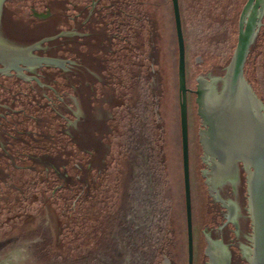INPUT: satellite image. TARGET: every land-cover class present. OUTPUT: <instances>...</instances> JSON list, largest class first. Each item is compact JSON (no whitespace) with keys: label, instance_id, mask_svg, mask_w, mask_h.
<instances>
[{"label":"water","instance_id":"water-1","mask_svg":"<svg viewBox=\"0 0 264 264\" xmlns=\"http://www.w3.org/2000/svg\"><path fill=\"white\" fill-rule=\"evenodd\" d=\"M51 1L0 0V13L6 2L11 17L21 19ZM65 1H79L57 0L73 15L75 6ZM97 1L103 8L95 27L116 37L98 43L105 56L90 49L86 59L70 56L85 76L72 91L58 79L60 94L72 97L66 120L46 99L34 110L15 85L5 94L16 110L25 103L27 115L41 119V129L31 117L24 129L43 136L41 150L21 149L34 159L13 155L0 175V264H144L185 222L193 264L192 223L210 233L220 222L213 220L202 161L204 155L209 168L216 146L223 164L245 165L248 263L264 264V0ZM20 58L8 69L27 70ZM220 69L222 76L215 74ZM217 83L221 93L213 98ZM80 87L95 95L96 127L81 121L87 99ZM85 139L100 152L80 153L85 145L94 151Z\"/></svg>","mask_w":264,"mask_h":264},{"label":"flooded vegetation","instance_id":"flooded-vegetation-1","mask_svg":"<svg viewBox=\"0 0 264 264\" xmlns=\"http://www.w3.org/2000/svg\"><path fill=\"white\" fill-rule=\"evenodd\" d=\"M78 1L75 4L65 1V4L75 6L76 12H73V15L66 14V7H64V4L58 3L57 0L47 3L44 12L39 13L33 10L30 16L23 14L21 19L11 17L6 7L7 1L0 13V69H3L0 72V90L2 91L0 93V175L5 171V167L9 166V159L13 155L16 159H19L22 155L34 159L30 154L22 153L24 151H21V149L41 150L40 137L43 136L42 133H35L37 136H34L33 132L24 129V124L29 117H31L37 129H41L42 121L37 116L27 115L25 103H22L24 108L19 110L15 109L14 101L16 100L14 98H12L14 99L13 104H9L11 98L8 99L5 94L12 95L14 90L11 86H17V96L22 95L27 103H33L34 110H39L45 106L41 102L42 99H46V104L53 109L55 116L66 120L63 112L69 113L66 107L72 103V97L67 91L63 95L60 94L58 79L62 80V86L72 91L76 84L81 86V80L85 76L81 67H71L74 61L70 56L73 55L72 57L80 60L81 57L86 59L91 48L96 53L104 54L106 53L105 50L108 49L105 48V45L98 43H103L105 40L110 43L109 39L116 37V35H109V39H106L104 33L98 30V27H95L96 24L101 22V20L95 18L100 15L103 8L102 6L98 7L99 1L90 0L85 1L83 4H80L83 0ZM60 25L64 26V29L58 28ZM10 51H19L23 55L9 57ZM20 57H24L23 59L28 63L24 67L27 70L17 74L8 67L13 65V60ZM36 57L51 58L59 61L60 66L47 67L38 63ZM79 63L82 65V61ZM80 64L78 65L80 66ZM222 69L218 73L215 71L213 73L222 76ZM73 75L76 77L74 80ZM35 78L38 79L39 83ZM9 80H12L11 84L8 83ZM22 85L26 89L23 90ZM220 88L221 86L218 83L214 84L210 95L216 98L221 93ZM78 91L83 94V99H87V101L85 100L87 102V114L82 116L81 121L84 120V124H87L88 127H96L99 124L91 122L94 120L92 114L95 111L94 107L90 106V99H93L95 95H90L87 88L80 87ZM194 91L191 90L189 93L194 94L196 98ZM260 101L262 102L261 99ZM199 120L198 143L200 133L205 129L200 118ZM32 135L34 138H32ZM26 137L31 138V140H26ZM90 142L93 145V153H91L92 150L88 148L90 147L88 145L82 148L79 147V152L87 156L98 154L101 147L91 140H84L85 144ZM199 146L203 155V148L200 143ZM217 151H219V148L216 146L213 149L212 161H208L209 168L205 165L204 155L202 157L204 177L210 190L212 203L210 209L213 220L220 217V222H218L216 228H212L210 233L209 231L203 233L204 254L207 257L208 254L210 256L207 258L208 262L206 261L204 264H217V261L218 264H249L248 259L251 257L249 253V235L252 233V226L248 212L245 165L239 161L233 164H223V161L217 155L219 153ZM87 166L88 172L93 166L92 162H87ZM229 234L232 235V238H229ZM208 239L211 240V245H209Z\"/></svg>","mask_w":264,"mask_h":264},{"label":"rangeland","instance_id":"rangeland-1","mask_svg":"<svg viewBox=\"0 0 264 264\" xmlns=\"http://www.w3.org/2000/svg\"><path fill=\"white\" fill-rule=\"evenodd\" d=\"M193 264L208 262L203 231L192 223ZM144 264H187L186 222Z\"/></svg>","mask_w":264,"mask_h":264},{"label":"trees","instance_id":"trees-1","mask_svg":"<svg viewBox=\"0 0 264 264\" xmlns=\"http://www.w3.org/2000/svg\"><path fill=\"white\" fill-rule=\"evenodd\" d=\"M253 47H254V46H253ZM253 47H252V49H253ZM94 49H95V48H94ZM92 50H93V49L91 48V49H90L91 54H93V55H94V54H97L96 52H94V51H92ZM95 50H96V49H95ZM103 56H105V54H104ZM97 58H98V56H97ZM104 58H105V57H104ZM104 61H105V60H104ZM219 71H220V70H217V72H219Z\"/></svg>","mask_w":264,"mask_h":264},{"label":"bare ground","instance_id":"bare-ground-1","mask_svg":"<svg viewBox=\"0 0 264 264\" xmlns=\"http://www.w3.org/2000/svg\"><path fill=\"white\" fill-rule=\"evenodd\" d=\"M217 264H218V261H217Z\"/></svg>","mask_w":264,"mask_h":264}]
</instances>
